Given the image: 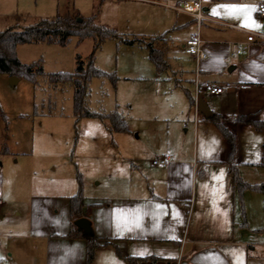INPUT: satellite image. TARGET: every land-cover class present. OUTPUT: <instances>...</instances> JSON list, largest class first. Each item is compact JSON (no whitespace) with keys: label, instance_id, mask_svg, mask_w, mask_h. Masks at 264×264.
<instances>
[{"label":"rangeland","instance_id":"rangeland-1","mask_svg":"<svg viewBox=\"0 0 264 264\" xmlns=\"http://www.w3.org/2000/svg\"><path fill=\"white\" fill-rule=\"evenodd\" d=\"M183 1L188 0H0V31L78 14L116 30L119 37L106 39L94 54L95 66L112 78L91 79L89 106L95 112L118 111L128 128L111 132L100 116L77 118L74 84L49 80L52 73L73 74L77 55L87 62L93 38L18 45L20 61L40 63L44 74L35 82L18 75L12 85V76L0 72V264L41 260L35 256L41 242L32 234L35 205L50 219V210H57L55 199L80 191L88 203L119 195V184L136 178L134 166L143 159L206 150L205 119L199 114L196 120L190 99L195 96L191 79L196 63L183 47L197 25L175 8ZM259 1L264 0H213L204 6L210 15L264 32V18L256 14ZM219 27L203 25L200 33L232 41L235 31ZM148 42L165 50L168 68L157 70ZM204 98L216 107L209 95ZM244 168L239 170L242 178H262L264 166ZM258 251L264 255V247Z\"/></svg>","mask_w":264,"mask_h":264},{"label":"crops","instance_id":"crops-1","mask_svg":"<svg viewBox=\"0 0 264 264\" xmlns=\"http://www.w3.org/2000/svg\"><path fill=\"white\" fill-rule=\"evenodd\" d=\"M202 1L205 14L223 23L205 20L201 28L218 25L219 30L235 31L232 41L212 33L201 35L207 56L199 63V77L216 84H232L219 95L203 92V98L207 94L216 101V107L211 108L204 98L215 114L213 118L205 117L198 109L195 114L196 120L199 114L205 119L207 148L201 154L167 152L154 157L166 155L167 165L143 159L134 166L136 178L119 184V195L92 203L84 200L85 217L93 233L101 242H108L97 249L93 264H264V255L258 251L264 247V196L251 189L240 192L235 186L229 172L230 146L215 121L217 115L221 116L235 134L239 170L241 166H264V133L238 121L242 115L264 120V40L248 42L247 31L264 32L210 15L204 2L213 0ZM261 2L255 4L256 14L264 18L259 9ZM196 32L190 33L184 48ZM239 42L246 43L241 53L237 52ZM158 49L165 56V50ZM189 55L197 68L196 57ZM196 68L191 79L193 87ZM261 176L250 179L244 175L243 179L250 184L264 183V168ZM69 198L55 199L58 206L50 210V219L35 205L32 234L41 242L36 248L39 255H35L41 260L25 264H86V239L69 235L73 223ZM127 257L141 260L134 263Z\"/></svg>","mask_w":264,"mask_h":264},{"label":"trees","instance_id":"trees-1","mask_svg":"<svg viewBox=\"0 0 264 264\" xmlns=\"http://www.w3.org/2000/svg\"><path fill=\"white\" fill-rule=\"evenodd\" d=\"M118 35L116 30L95 23L93 18H83L79 14L40 20L31 26L8 28L0 31V72L7 73L10 76L23 75L27 79L35 82L37 75L44 74L43 68L38 62L33 64L22 63L17 56V47L19 44L44 41L65 45L70 41L72 36H76L79 41L86 38H93L95 45L87 62L80 55H77L76 69L73 74L65 72L52 73L49 75V80L54 84L67 81L74 84V113L77 118L97 115L106 122L111 132H126L128 130L127 123L118 111L112 113L95 112L89 106L91 95L89 83L91 79L93 77L112 78L110 74L95 66L93 60L94 54L106 39L118 38ZM127 42L130 43L131 41L127 40ZM147 48L149 50V57L157 70L161 72L166 69L168 62L163 51L154 47L151 42L147 43ZM190 99L193 105L195 103L194 97L190 96ZM215 121L230 146L229 172L232 175L235 186L240 192L251 189L259 191L264 196V183L250 184L239 175L238 164L235 163V134L229 130L221 116L217 115ZM238 121L241 123H250L257 130L264 133V120H255L248 115H242L238 118ZM262 159V163L264 164V143ZM69 199L70 212L73 220L69 235L71 237H82L86 239V264H93L97 249L108 242H101L94 233L86 235L76 226L75 220L85 217V197L82 192L80 191L72 195ZM127 259L134 263L141 260V258L135 257H127ZM153 260L155 261L156 259Z\"/></svg>","mask_w":264,"mask_h":264},{"label":"built area","instance_id":"built-area-1","mask_svg":"<svg viewBox=\"0 0 264 264\" xmlns=\"http://www.w3.org/2000/svg\"><path fill=\"white\" fill-rule=\"evenodd\" d=\"M176 8L186 11L187 13L193 15L197 21V26H198L197 32L186 43V51L189 54H193L197 60L196 77L194 80V93H195L194 100L197 110L198 99L200 96H202L203 91L210 92L215 95H219L223 93L226 88L232 86V84L229 82L224 84H216L209 81H203L199 77V63L207 56L204 49V39L200 33L201 25L205 20L218 22V23H223V22H220L205 14L202 0L185 1ZM259 9L261 14L264 15V2L259 3ZM247 33H248V37H247L248 42H254L256 41V38H260L261 40H264V34L253 31H247ZM245 45H246L245 42H239L237 45V52L238 53L243 52L245 49ZM168 161L169 158L162 157V158L154 159L153 164L167 165ZM203 168H205V166H203Z\"/></svg>","mask_w":264,"mask_h":264},{"label":"water","instance_id":"water-1","mask_svg":"<svg viewBox=\"0 0 264 264\" xmlns=\"http://www.w3.org/2000/svg\"><path fill=\"white\" fill-rule=\"evenodd\" d=\"M18 81L17 76H12L10 79V82L12 85H15ZM198 112L202 115H204L207 118H213L215 116L214 112L209 107L208 103L204 100L202 96L198 99V105H197ZM76 226L83 231L84 234L90 235L93 233L91 222L86 217H81L75 220Z\"/></svg>","mask_w":264,"mask_h":264},{"label":"snow or ice","instance_id":"snow-or-ice-1","mask_svg":"<svg viewBox=\"0 0 264 264\" xmlns=\"http://www.w3.org/2000/svg\"><path fill=\"white\" fill-rule=\"evenodd\" d=\"M234 11H242V12H248V11H251V9H247V8H244V7H234L233 8Z\"/></svg>","mask_w":264,"mask_h":264}]
</instances>
